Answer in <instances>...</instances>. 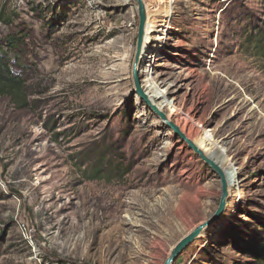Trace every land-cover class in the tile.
Returning a JSON list of instances; mask_svg holds the SVG:
<instances>
[{
  "label": "rangeland",
  "instance_id": "374dc122",
  "mask_svg": "<svg viewBox=\"0 0 264 264\" xmlns=\"http://www.w3.org/2000/svg\"><path fill=\"white\" fill-rule=\"evenodd\" d=\"M143 1L147 96L237 178L176 263L264 264V0ZM0 7L25 64L0 80V264H163L221 182L133 90V0Z\"/></svg>",
  "mask_w": 264,
  "mask_h": 264
},
{
  "label": "water",
  "instance_id": "95a60500",
  "mask_svg": "<svg viewBox=\"0 0 264 264\" xmlns=\"http://www.w3.org/2000/svg\"><path fill=\"white\" fill-rule=\"evenodd\" d=\"M138 16L137 26V44L136 52L134 55L133 66H132V79L134 85V92L138 95L139 99L143 101L148 108L156 114L159 119L165 123L173 132L174 135L178 136L180 140L190 149L200 160L207 166L210 167L220 179L221 182V197L219 200L218 207L214 214L206 221L198 224L190 232L181 237L170 249L168 256L166 257L163 264H174L180 255L189 247V245L195 242L201 237L206 231L211 229L221 218L224 212L227 199L229 197V188L227 178L224 170L210 157H208L201 148H199L193 140H191L176 124L171 122L167 116L159 110L148 98L147 94L143 92L141 87V80L138 77V61L140 53L142 51V43L145 35V28L147 24V12L143 0H133Z\"/></svg>",
  "mask_w": 264,
  "mask_h": 264
},
{
  "label": "trees",
  "instance_id": "16d2710c",
  "mask_svg": "<svg viewBox=\"0 0 264 264\" xmlns=\"http://www.w3.org/2000/svg\"><path fill=\"white\" fill-rule=\"evenodd\" d=\"M0 23L7 25L13 24L9 15L5 14L4 8L0 7ZM20 33V32H19ZM18 32L6 34L5 38L0 42V80L13 85L19 84L14 74V66L23 67L25 64L22 58L21 45L23 44V36ZM260 48L264 47V33L260 35ZM12 53L13 58L9 55ZM181 256V255H180ZM189 258V257H186Z\"/></svg>",
  "mask_w": 264,
  "mask_h": 264
},
{
  "label": "bare ground",
  "instance_id": "6f19581e",
  "mask_svg": "<svg viewBox=\"0 0 264 264\" xmlns=\"http://www.w3.org/2000/svg\"><path fill=\"white\" fill-rule=\"evenodd\" d=\"M147 10V9H146ZM147 12V19L149 18V12L148 11H146ZM169 13V12H168ZM171 13V12H170ZM163 21V20H162ZM165 21H166V19H165ZM169 22V21H168ZM167 21L166 22H161V24H159V26H169L167 23H168ZM151 28H153V26L150 24V21H148V23L146 24V28H145V32H146V37L145 38H147V33H149V31H150V29ZM165 28V27H164ZM162 31V30H161ZM158 39V38H157ZM143 58H144V52L142 51L141 53H140V57H139V61H138V71H140V67H141V64H142V60H143ZM145 61V60H144ZM142 67H144V66H142ZM146 70V69H145ZM146 72V71H145ZM141 87H142V90H143V92L144 93H148V91H149V89H150V87H151V83H149L148 81H147V79H145V81L141 84ZM158 97H162V95L160 96L158 93L155 95V96H151V102H152V104H154L159 110H165V108H166V106H164V105H162V103H163V101H162V103H157L156 101H155V99L156 98H158ZM149 98V97H148ZM163 98V97H162ZM159 99V98H158ZM157 101H159V100H157ZM169 107H167L166 109H168ZM167 116V118H169V116H170V114L169 115H166ZM199 148H201L202 149V151L208 156V157H210L211 159H213V154H214V150H212L214 147V145H215V143L216 142H214V140H213V138L211 137V135L210 134H208V131H207V133H206V135H205V137L202 139V140H199V141H196V142H194ZM209 154V155H208ZM214 160V159H213ZM215 161V160H214ZM216 162V161H215ZM217 163V162H216ZM218 164V163H217ZM219 165V164H218ZM220 166V165H219ZM223 170H224V172H225V174H226V178H227V183H228V188L229 187H231V186H233L234 184H235V182H236V171H234V169L233 170H225L222 166H220ZM170 208V207H169ZM166 209V208H165ZM165 212V211H164ZM161 214V213H160ZM161 216V215H160ZM162 217V216H161ZM164 217H165V214H164Z\"/></svg>",
  "mask_w": 264,
  "mask_h": 264
},
{
  "label": "built area",
  "instance_id": "2783aa9c",
  "mask_svg": "<svg viewBox=\"0 0 264 264\" xmlns=\"http://www.w3.org/2000/svg\"><path fill=\"white\" fill-rule=\"evenodd\" d=\"M178 259H179V258H178ZM176 262H177V261H175L174 264H177ZM179 264H189V262H187V261H185V260L182 259V260L180 261Z\"/></svg>",
  "mask_w": 264,
  "mask_h": 264
}]
</instances>
